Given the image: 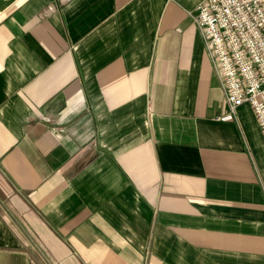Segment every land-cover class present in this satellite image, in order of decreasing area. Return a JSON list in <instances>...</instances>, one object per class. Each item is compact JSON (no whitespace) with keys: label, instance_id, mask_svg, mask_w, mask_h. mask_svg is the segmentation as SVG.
<instances>
[{"label":"crops","instance_id":"crops-1","mask_svg":"<svg viewBox=\"0 0 264 264\" xmlns=\"http://www.w3.org/2000/svg\"><path fill=\"white\" fill-rule=\"evenodd\" d=\"M203 0H0V201L50 264H264V138L191 22ZM0 264H45L0 207Z\"/></svg>","mask_w":264,"mask_h":264},{"label":"built area","instance_id":"built-area-1","mask_svg":"<svg viewBox=\"0 0 264 264\" xmlns=\"http://www.w3.org/2000/svg\"><path fill=\"white\" fill-rule=\"evenodd\" d=\"M188 16L225 98L222 119L246 104L264 138V0H203Z\"/></svg>","mask_w":264,"mask_h":264},{"label":"water","instance_id":"water-1","mask_svg":"<svg viewBox=\"0 0 264 264\" xmlns=\"http://www.w3.org/2000/svg\"><path fill=\"white\" fill-rule=\"evenodd\" d=\"M0 207L5 212V214L8 216V218L14 223V225L21 232V234L26 238V240L32 246V248L34 249V251L40 256V258L43 260V262L45 264H50V262L44 256V254L40 251V249L36 246V244L28 236V234L25 232V230L22 228V226L17 222V220L10 214V212L7 210V208L4 206V204L1 201H0Z\"/></svg>","mask_w":264,"mask_h":264}]
</instances>
